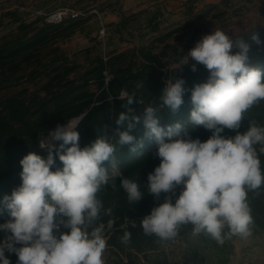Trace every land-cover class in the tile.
Segmentation results:
<instances>
[{
	"label": "clouds",
	"instance_id": "9594fccd",
	"mask_svg": "<svg viewBox=\"0 0 264 264\" xmlns=\"http://www.w3.org/2000/svg\"><path fill=\"white\" fill-rule=\"evenodd\" d=\"M252 40L262 43L255 34ZM233 47L239 48L235 54ZM249 50L248 43L234 42L216 29L188 53L210 72L208 81L196 85L191 93V123L212 132L205 142L187 137L179 122L165 131L156 110L150 106L145 109V136L155 140V155L160 158L159 166L148 176L147 190L159 198L161 193L175 195L176 188L183 185L175 203L168 195L143 218L145 235L171 241L183 226L191 225L193 236H209L219 245L226 237L252 236L249 193L258 194L264 188L260 159L264 154V125L251 120L247 131L231 137L222 135L225 129H239L246 113L264 100V71L249 65ZM192 70L196 71L195 65ZM184 83L183 79L168 81L163 90L162 104L173 113L184 102ZM118 98L126 100L122 105L125 111L116 120L117 125H126V130L117 132L118 143L136 153L143 142L132 134L141 122L139 116L131 115L129 105L134 103V94L121 90ZM81 120L73 118L49 133L51 140L62 143L58 148L49 143L46 157L29 153L20 161L22 184L3 198L10 219L0 224V232L5 233L0 241V264H11L6 252L17 256L16 264H104L107 240L103 228L93 224L102 211L111 215L97 194L109 182L106 164H115L116 148L106 137L81 148L75 130ZM55 156L62 162V170L51 171ZM115 177L121 178L120 187L129 203L142 198L137 181L119 171ZM61 225L69 231L60 232ZM130 239L131 234L125 232L122 242Z\"/></svg>",
	"mask_w": 264,
	"mask_h": 264
},
{
	"label": "trees",
	"instance_id": "16d2710c",
	"mask_svg": "<svg viewBox=\"0 0 264 264\" xmlns=\"http://www.w3.org/2000/svg\"><path fill=\"white\" fill-rule=\"evenodd\" d=\"M81 19L83 18H65L57 23L41 19L42 27L34 26L35 21L20 23L16 33L0 36V224L10 219L9 211L3 203L4 196H10L22 184L20 161L29 153L46 157L48 148L40 147L41 139L57 125H65L69 120L80 117L82 120L75 130L79 133L81 148L91 146L98 137H106L116 148L115 164H106L109 182L102 185L97 194L104 209H111V215L102 211L93 227L103 228L107 244L116 255L125 253L129 257L131 253L126 252V247L144 252L161 242L155 235L144 234L141 221L154 207L163 203L166 196L171 195L172 202L175 203L183 190V185H180L176 188L175 195L161 193L159 198L147 190L148 176L159 166L160 158L155 155V140L145 136V109L150 106L156 110L155 116L165 131L168 126L179 122L183 124L187 137L205 142L212 132L191 123V93L196 85L208 81L210 72L206 66L188 55L179 59L178 67L167 68L162 54L154 52L152 45L111 52L106 58L99 53L92 55L86 49L83 51L86 63L79 64L59 46H53V43L58 37L68 36ZM254 34L258 35L262 43L257 44L252 40ZM230 39L248 43L249 65L264 71V29L235 34ZM160 41H164V38H160ZM238 51L239 48L233 47V54ZM186 60L187 63H184ZM193 65L196 66V71L192 70ZM104 70L111 75L107 82ZM19 79L29 81L34 88L29 87L28 90L25 87L12 93L5 92ZM177 79L185 81L183 87L186 91L183 104L173 113L162 104L161 96L167 82L174 83ZM121 90L134 94V103L129 105L131 115L141 118L132 132L143 142V147L138 148L136 153L130 152L128 146H120L118 143V130H126V125L119 126L116 123L119 114L125 111L122 105L126 100L118 98ZM141 100L143 103L139 102ZM257 109L259 112L251 117L252 110ZM251 120L264 125V100L246 113L239 129H225L222 135L231 137L237 132L247 131ZM61 143L62 141H58L56 147ZM256 147L259 151V145ZM260 159L264 166V154L260 155ZM62 168V162L55 156V166L51 171ZM117 171L140 185L143 195L138 202L129 203L125 191L120 187L121 178H114ZM249 204L254 223L264 227V188L258 194L249 193ZM68 231L61 225L60 232ZM189 231L191 225L183 226L177 237L182 238ZM125 232L131 234L127 243L122 242ZM4 237L5 233L0 232V241ZM6 256L11 264H16L18 258L14 253L6 252Z\"/></svg>",
	"mask_w": 264,
	"mask_h": 264
},
{
	"label": "rangeland",
	"instance_id": "374dc122",
	"mask_svg": "<svg viewBox=\"0 0 264 264\" xmlns=\"http://www.w3.org/2000/svg\"><path fill=\"white\" fill-rule=\"evenodd\" d=\"M162 1L145 4L144 0H0V36L16 33L20 23L35 21L37 27H42L41 19L57 23L52 21L54 18L50 20L54 12L74 9L77 17L83 19L68 36L58 37L53 46H59L79 64L86 63L83 55L86 49L92 55L99 53L106 58L111 52L152 45L154 52L162 54L167 68H173L180 65L179 59L186 57L205 35L216 29L229 38L264 29V0H226L219 8L223 12L219 17H197L194 13L180 17L162 8ZM160 38L165 40L162 45ZM25 87L29 90L34 85L19 79L5 92ZM259 109L252 110L250 116ZM125 249L131 253L129 257L125 253L116 255L107 244L102 256L104 264H264V227L254 223L252 236L226 237L223 245L203 234L193 236L189 231L182 238L161 241L144 252L132 247Z\"/></svg>",
	"mask_w": 264,
	"mask_h": 264
},
{
	"label": "crops",
	"instance_id": "0c3cea01",
	"mask_svg": "<svg viewBox=\"0 0 264 264\" xmlns=\"http://www.w3.org/2000/svg\"><path fill=\"white\" fill-rule=\"evenodd\" d=\"M155 1L158 0H144L145 4H155ZM224 2H226V0H165L162 1L161 6L162 8L164 7V9L170 14H177V16L180 17L182 15L187 16L189 13H194L195 15H197V17L211 15L213 17H219L223 15V12L219 11V8ZM164 43L165 40L162 41L160 44L162 45Z\"/></svg>",
	"mask_w": 264,
	"mask_h": 264
},
{
	"label": "built area",
	"instance_id": "2783aa9c",
	"mask_svg": "<svg viewBox=\"0 0 264 264\" xmlns=\"http://www.w3.org/2000/svg\"><path fill=\"white\" fill-rule=\"evenodd\" d=\"M77 14H78V12L75 11L74 9H68V8L59 9L52 14L53 16L51 15L50 20H51V18H54L52 21L60 22L62 19H65V18H75V17H77ZM101 32H102V30H101ZM103 74L105 76V82H107L110 79L111 75L107 70H104ZM77 118H80V117H77ZM55 129H53V130H55ZM42 142L45 145L44 147H47V145L49 143L54 144L56 146L58 141L51 140V138L49 137V134H48L46 137L41 139L40 147H41Z\"/></svg>",
	"mask_w": 264,
	"mask_h": 264
}]
</instances>
